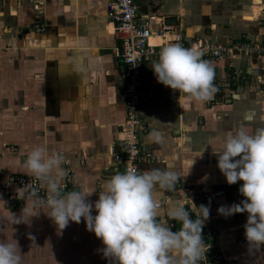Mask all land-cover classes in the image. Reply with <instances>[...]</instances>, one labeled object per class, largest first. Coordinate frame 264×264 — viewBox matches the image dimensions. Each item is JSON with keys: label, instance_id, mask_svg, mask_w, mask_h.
<instances>
[{"label": "crops", "instance_id": "0c3cea01", "mask_svg": "<svg viewBox=\"0 0 264 264\" xmlns=\"http://www.w3.org/2000/svg\"><path fill=\"white\" fill-rule=\"evenodd\" d=\"M108 1L39 0L36 10L29 1L0 0V178L26 174L22 162L35 145L70 159L76 191L82 186L96 191L87 198L91 202L122 172L112 152L119 150L125 121L126 75L113 55L119 41L107 16ZM134 2L141 20L163 17L179 25L187 39H264V0ZM161 49L144 63L149 96L139 111L144 129L139 137L153 158L141 163V171L169 170L191 192L207 193L201 205L209 216L203 224L218 231L217 245L229 264H264V245L254 248L245 238L248 214L218 212L246 198L239 192L243 181L229 185L220 172L216 140L240 126L252 133L264 127V58H204L214 69L215 91L196 101L158 82L151 63ZM153 130L161 133V142L149 140ZM154 192L158 201H170L160 207L158 222L178 231L181 223L167 212L173 206L187 209L182 190L157 185ZM25 203L11 210L0 198V242H18L20 264L117 263L104 256L102 240L87 230L83 217L61 230L41 208L27 222L14 223L12 214L20 218Z\"/></svg>", "mask_w": 264, "mask_h": 264}, {"label": "clouds", "instance_id": "9594fccd", "mask_svg": "<svg viewBox=\"0 0 264 264\" xmlns=\"http://www.w3.org/2000/svg\"><path fill=\"white\" fill-rule=\"evenodd\" d=\"M151 67L159 83L196 101L209 99L215 91L214 69L196 49L168 44L162 47ZM149 140L161 142V133L153 130ZM216 140L220 147V172L229 185L243 181L239 192L246 198L239 204L222 205L218 212L226 216L246 212L245 238L250 246L259 248L264 245V127L252 133L240 126ZM22 163L27 175L43 182L47 195L40 197L26 187L17 189V197L26 203L20 218L12 214L14 223L27 222L43 211L38 210L41 208L47 209L43 212L61 230L69 221L80 223L83 217L87 230L102 240L104 256L114 258L117 264H197L204 255L201 233L203 221L209 216L208 207L200 206L203 219L196 220L184 207H171L167 215L181 223L175 232L157 220L160 207L154 189L157 185L172 189L177 180L175 172L118 171L105 182L99 199L91 202L87 198L96 192L93 188L82 186L78 191H64L60 183L66 175L61 167L62 158L50 154L44 145L33 146ZM18 249L14 239L0 242V264H20Z\"/></svg>", "mask_w": 264, "mask_h": 264}, {"label": "built area", "instance_id": "2783aa9c", "mask_svg": "<svg viewBox=\"0 0 264 264\" xmlns=\"http://www.w3.org/2000/svg\"><path fill=\"white\" fill-rule=\"evenodd\" d=\"M32 2L36 10L39 0H21ZM107 16L114 24V36L119 44L113 48V55L122 60L125 65V121L121 126L122 137L118 140L120 147L112 152L114 162L120 164L122 172L133 170L141 172V163L151 160L153 153L140 140L139 134L143 129V122L139 115L141 105L149 96V82L145 76L144 63L156 54V47L179 43L185 48H192L202 52V59L211 57L219 59L223 56L236 54L254 55L264 58V39L260 41L235 40L224 43L212 39H187L179 25L168 23L163 17L149 16L140 19L138 8L134 0H109L107 2ZM156 38V39H152ZM61 166L66 175L60 180L64 191H76V181L71 167V161L63 155ZM180 188L193 220L202 219L200 205L207 193L191 192V187L181 181L178 176L174 185ZM26 187L35 190L40 197H46L47 189L38 178L27 174H13L0 178V198L6 208L16 210L25 203L18 198L16 191ZM28 202L31 203V200ZM169 198L158 201L159 207L169 203ZM187 202V203H186ZM162 219L164 216L161 217ZM170 225H174L173 222ZM202 240L204 255L197 264H229L226 256L217 245L218 231L209 225L202 224ZM117 264V263H115Z\"/></svg>", "mask_w": 264, "mask_h": 264}, {"label": "bare ground", "instance_id": "6f19581e", "mask_svg": "<svg viewBox=\"0 0 264 264\" xmlns=\"http://www.w3.org/2000/svg\"><path fill=\"white\" fill-rule=\"evenodd\" d=\"M153 40L156 39V38H152Z\"/></svg>", "mask_w": 264, "mask_h": 264}]
</instances>
